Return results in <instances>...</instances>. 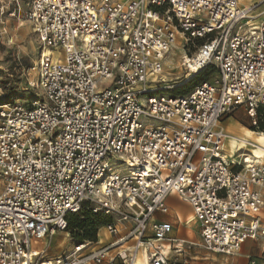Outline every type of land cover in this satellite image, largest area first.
I'll list each match as a JSON object with an SVG mask.
<instances>
[{"label":"built area","instance_id":"built-area-1","mask_svg":"<svg viewBox=\"0 0 264 264\" xmlns=\"http://www.w3.org/2000/svg\"><path fill=\"white\" fill-rule=\"evenodd\" d=\"M9 4L20 14L19 0ZM25 7L41 50L27 70L31 97L0 104V264H192L194 242L175 236L178 215L163 220L170 197L190 207L184 224L198 223L209 252L264 244V162L232 160L221 126L243 108L256 127L264 107V0ZM178 33L199 43L181 63L187 75L214 68L218 77L162 94ZM85 209L105 239L97 231L49 254L47 239Z\"/></svg>","mask_w":264,"mask_h":264},{"label":"rangeland","instance_id":"rangeland-1","mask_svg":"<svg viewBox=\"0 0 264 264\" xmlns=\"http://www.w3.org/2000/svg\"><path fill=\"white\" fill-rule=\"evenodd\" d=\"M26 1L27 0H19L20 14H16L13 17L9 15L13 10V6L9 4L10 0H0V104L3 100L5 101L7 99H14L17 103H25L29 96L31 97L32 95V91L28 88L27 83L29 78L31 79L33 77L34 73L27 72V70L37 63L41 45L32 31L31 25L26 23L23 18V12L26 9ZM240 1L242 4L252 5L257 0ZM198 45L199 43L196 41L184 43L182 40V44L177 45L176 42L174 47H171L163 62L164 69L159 78L160 89L158 92L176 96L183 95L193 89V87L201 84L202 81L213 83L217 79L218 75L214 68L200 72L198 75H187L185 67L181 65L183 59L193 56L197 52ZM55 52L60 51L56 50ZM259 110L257 115L258 118L256 119V127L253 126L252 120L246 116L243 109H237L226 115L222 124L224 128L229 131L232 129L237 131L236 133L228 131L226 134L237 138H246V135L239 134L240 129L243 133H245V130L255 134L264 133V117H262L264 107ZM260 112L262 115H260ZM228 123L230 126H227ZM240 154L249 155L248 152L241 151L235 155L233 159L239 161V159L242 158L239 156ZM180 204L177 209H179L178 213L181 215V223L176 226L179 227V235H187L189 239L194 242L195 246L193 252L195 253H193L192 256H198V258L207 256L211 260L213 253L203 248L199 236L200 227L198 223L191 221L186 225L184 224L186 217L191 215L192 210L186 203L184 207L182 206L183 203ZM170 217L172 220H175V212H170L169 218ZM70 221L71 225L67 226L65 232L57 233L51 239H47L49 243V254L70 248L76 240L84 237L86 233L90 235L103 224L102 219L89 215L87 209L74 215L70 218ZM80 224L84 225V230L77 229ZM104 233L103 230L98 231L99 240L100 238L105 239ZM210 260L206 262L210 263Z\"/></svg>","mask_w":264,"mask_h":264},{"label":"crops","instance_id":"crops-1","mask_svg":"<svg viewBox=\"0 0 264 264\" xmlns=\"http://www.w3.org/2000/svg\"><path fill=\"white\" fill-rule=\"evenodd\" d=\"M238 109H243V108H238ZM223 120L221 122L222 128L224 127V125H222L223 124ZM227 126H230V124L228 123ZM229 132L236 133L237 131L235 129H232ZM239 134L243 135V131L241 129H240V133ZM224 150H225V153L230 156V154L228 153L227 148L225 149V147H224ZM230 157L232 158V160L237 161L236 159H233V158H235V156L234 157L230 156ZM168 203H169L170 209H171L170 212H172V211L175 212V218H176V215H178V217L180 219V223H181V215L178 213L179 209H177L181 202H179L174 197H170L168 199ZM182 206L184 207V203L182 204ZM191 217H192V213H191ZM191 217L189 218V216H188V217H186V219L188 221H190V220H192ZM163 220L168 221V220H172V218L171 217L169 218V214H168V216L164 217ZM173 221H175V220H173ZM101 230H103V229H101ZM104 235H105V233H104ZM175 236L178 237V238H184V239L187 238L188 240H190L187 235L186 236H180L179 235V227H176ZM190 241H192V240H190ZM242 244L243 245L241 246V250L239 252H237L235 255H232V256H226V255L222 256V255L213 254L211 256V260L207 256H205L203 258H198V256H192L193 253H195V252H193V248H192L188 252V257L192 260L190 262L192 264H205V263L206 264H264V244L261 243V241H256V242L245 241ZM209 260L211 261L210 263L206 262V261H209ZM197 262H201V263H197ZM202 262H205V263H202Z\"/></svg>","mask_w":264,"mask_h":264},{"label":"bare ground","instance_id":"bare-ground-1","mask_svg":"<svg viewBox=\"0 0 264 264\" xmlns=\"http://www.w3.org/2000/svg\"><path fill=\"white\" fill-rule=\"evenodd\" d=\"M241 4H242V2H241ZM255 9H256L255 10L256 14L263 10L261 6H258ZM258 19L259 18L257 17L254 19V21L257 22ZM26 23H28V22L26 21ZM182 40L184 43L188 41L182 34L178 33L177 36L175 37V40H174L173 44L171 45V47H174L176 42H177V45L182 44ZM223 131H224V135L226 136L224 147H225V149L227 148L230 156L234 157L239 152L245 151V152H248L249 155L240 154L239 156H241L242 158H246L249 162H252V163L257 161V160H258V162H264V133H256L255 134V133H252L248 130H245L244 131L245 133H243V134L246 135V138L245 137H238L237 138L235 136H230V135L228 136L226 134V132H228L229 130L224 128V127H223ZM190 217H191V215H189V218Z\"/></svg>","mask_w":264,"mask_h":264},{"label":"trees","instance_id":"trees-1","mask_svg":"<svg viewBox=\"0 0 264 264\" xmlns=\"http://www.w3.org/2000/svg\"><path fill=\"white\" fill-rule=\"evenodd\" d=\"M210 69V68H209ZM205 70H208V69H204V70H201L200 72H203V71H205ZM200 72L199 73H197L196 75H198V74H200ZM203 82V81H202ZM201 82V83H202ZM196 87V86H195ZM194 88V87H193ZM192 90V89H191ZM190 90V91H191ZM190 91H188V92H190ZM188 92H186V93H188ZM185 94V93H184ZM260 108H263V107H260ZM259 108V109H260ZM258 109V112L260 111ZM258 112H257V115H258ZM260 115H262V113L260 112ZM262 117H264V113H263V115H262ZM74 215H72L70 218H72ZM70 218H69V220H68V224H67V226L69 225H71V221H70ZM77 229H81V230H84L85 229V227H84V225L83 224H80L78 227H77ZM97 231H98V229H96V230H94L93 231V233H91L90 235H87V233L84 235V237H82V238H79L78 240H80V241H83V240H90V241H93V240H95V238H96V233H97Z\"/></svg>","mask_w":264,"mask_h":264}]
</instances>
